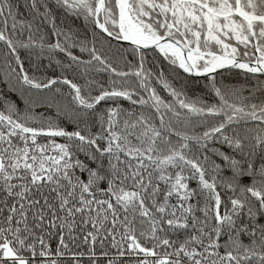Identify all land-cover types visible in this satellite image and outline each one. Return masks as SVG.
I'll return each instance as SVG.
<instances>
[{"label": "snow or ice", "instance_id": "snow-or-ice-1", "mask_svg": "<svg viewBox=\"0 0 264 264\" xmlns=\"http://www.w3.org/2000/svg\"><path fill=\"white\" fill-rule=\"evenodd\" d=\"M0 264H264V0H0Z\"/></svg>", "mask_w": 264, "mask_h": 264}]
</instances>
